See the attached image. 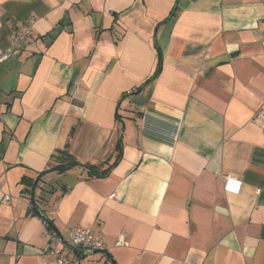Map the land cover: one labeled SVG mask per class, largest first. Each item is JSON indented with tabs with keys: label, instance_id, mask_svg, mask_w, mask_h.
I'll use <instances>...</instances> for the list:
<instances>
[{
	"label": "crops",
	"instance_id": "1",
	"mask_svg": "<svg viewBox=\"0 0 264 264\" xmlns=\"http://www.w3.org/2000/svg\"><path fill=\"white\" fill-rule=\"evenodd\" d=\"M30 17L0 63V264L51 234L82 264H264V0H0L1 49Z\"/></svg>",
	"mask_w": 264,
	"mask_h": 264
},
{
	"label": "built area",
	"instance_id": "2",
	"mask_svg": "<svg viewBox=\"0 0 264 264\" xmlns=\"http://www.w3.org/2000/svg\"><path fill=\"white\" fill-rule=\"evenodd\" d=\"M35 17L28 18L24 23H19L10 32L8 39V46L5 49L0 48V63L10 58L17 57L23 48L29 45L33 41V29H34ZM255 120L258 122H264V106L262 105L255 114ZM234 182L236 186L231 184ZM239 182L227 178L226 188L236 189ZM113 196V195H111ZM9 197L2 199L3 203H7ZM68 241L75 248L81 252H87L89 250H101L105 251L106 246L100 238L95 237L91 230L82 227H70L68 230ZM122 242V235L119 237L117 243ZM60 238L54 234L50 235V240L47 247V254L51 257L50 261H45L42 264H82L79 259H71L63 254V251L59 247Z\"/></svg>",
	"mask_w": 264,
	"mask_h": 264
},
{
	"label": "trees",
	"instance_id": "3",
	"mask_svg": "<svg viewBox=\"0 0 264 264\" xmlns=\"http://www.w3.org/2000/svg\"><path fill=\"white\" fill-rule=\"evenodd\" d=\"M155 45H156V43H155ZM160 61H161V59H160ZM160 68H161V63L158 62L157 67H156L154 73L144 83H142L137 88V90H139L143 85H145L146 82H148L149 80H152L153 78H155L158 75V73L160 71ZM121 139H122V137H120L118 139L117 145H116V149H120L121 148V144H122V140ZM119 157H120V155H117V159L115 160V162H113L112 164H108V166L104 167V164L103 163H101V164L81 163V162L77 161L72 155H70L68 153V151H63L61 153V155H60V158L63 159L62 160L63 161L62 165L59 164V165H57L55 167H52L51 170L63 171V170H66V169H68V168H70L72 166L80 165V166H83V167L87 168L89 170V173H91L92 176L101 177V176H105L110 171V169L112 168L113 164H115L117 162V160H118ZM32 204H33L34 208L38 211V213L41 214V216H43L45 218V220L47 222V225L50 228L53 225L52 221L51 220H48L45 217V215L42 214L43 212L38 209V207L36 206V203L35 202H32Z\"/></svg>",
	"mask_w": 264,
	"mask_h": 264
},
{
	"label": "water",
	"instance_id": "4",
	"mask_svg": "<svg viewBox=\"0 0 264 264\" xmlns=\"http://www.w3.org/2000/svg\"><path fill=\"white\" fill-rule=\"evenodd\" d=\"M97 253H99V254H101L103 256H106L108 259H110L109 256L105 253V251H101V250H89V251L85 252L86 255H92V254H97Z\"/></svg>",
	"mask_w": 264,
	"mask_h": 264
},
{
	"label": "rangeland",
	"instance_id": "5",
	"mask_svg": "<svg viewBox=\"0 0 264 264\" xmlns=\"http://www.w3.org/2000/svg\"><path fill=\"white\" fill-rule=\"evenodd\" d=\"M94 255H97V256L99 255V256H100V254H99V253H97V254H94ZM94 255H90V256H87V257H91V256L93 257Z\"/></svg>",
	"mask_w": 264,
	"mask_h": 264
}]
</instances>
